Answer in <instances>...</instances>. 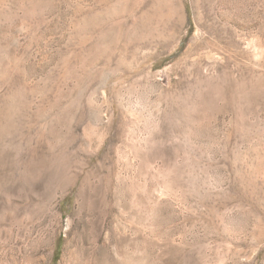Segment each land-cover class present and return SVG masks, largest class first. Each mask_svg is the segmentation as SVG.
<instances>
[{
	"label": "rangeland",
	"instance_id": "obj_1",
	"mask_svg": "<svg viewBox=\"0 0 264 264\" xmlns=\"http://www.w3.org/2000/svg\"><path fill=\"white\" fill-rule=\"evenodd\" d=\"M0 264H264V0H0Z\"/></svg>",
	"mask_w": 264,
	"mask_h": 264
},
{
	"label": "bare ground",
	"instance_id": "obj_2",
	"mask_svg": "<svg viewBox=\"0 0 264 264\" xmlns=\"http://www.w3.org/2000/svg\"><path fill=\"white\" fill-rule=\"evenodd\" d=\"M261 165V164H260ZM259 177V176H258ZM263 178V177H262ZM258 182H259V179H258ZM260 184V183H259Z\"/></svg>",
	"mask_w": 264,
	"mask_h": 264
}]
</instances>
